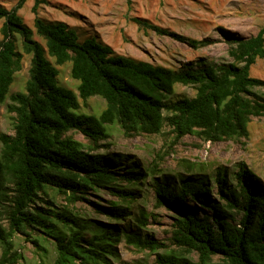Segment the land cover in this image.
<instances>
[{
  "label": "trees",
  "instance_id": "1",
  "mask_svg": "<svg viewBox=\"0 0 264 264\" xmlns=\"http://www.w3.org/2000/svg\"><path fill=\"white\" fill-rule=\"evenodd\" d=\"M23 1L0 5V104L23 54L30 55L24 90L9 95L13 132H0V262L21 258L11 251L21 235L43 254L50 244L51 264H108L122 238L155 253L154 264H264V184L244 162L176 180L153 178L155 205L173 212L169 244L144 232L143 209L137 216L130 209L138 199L135 186L149 172H161L160 161L183 137L200 143L245 138L252 117L264 116V94L256 90L264 79L249 74L257 58L264 59V25L248 37H226L229 61L173 68L117 54L95 37L80 39L65 22L37 14L43 0H34L30 28L18 14ZM135 20L191 49L211 43ZM67 61L76 92L57 82L55 64ZM176 84L193 85L195 92L173 99ZM91 96L103 99L101 111L75 113L79 100ZM112 126L126 137L164 134L167 127L169 150L155 152L144 167L136 154L109 151L104 141ZM178 162H187L188 170L198 164ZM99 190L113 197L92 207L111 221L106 225L77 206Z\"/></svg>",
  "mask_w": 264,
  "mask_h": 264
},
{
  "label": "rangeland",
  "instance_id": "2",
  "mask_svg": "<svg viewBox=\"0 0 264 264\" xmlns=\"http://www.w3.org/2000/svg\"><path fill=\"white\" fill-rule=\"evenodd\" d=\"M17 1L0 0V5L11 8ZM33 3L34 0H24L18 9L22 21L30 28H33ZM37 14L46 21H63L75 29L80 39L95 37L109 45L117 54L152 64L181 68L194 64L197 60L214 63L229 61L231 58L227 53L229 43L225 40L226 37L254 35L264 25V0H43L38 6ZM135 19L189 38H205L211 43L191 49L173 36L158 34L140 26ZM1 23L2 20L0 26ZM34 38L42 42L36 34ZM29 60L30 55L23 54L21 68L14 75L7 98L0 104V132H13V113L7 110L11 103L9 95L24 90ZM50 60L53 62V58L50 57ZM55 66L58 69V84L76 92L78 81L70 77V62ZM249 74L264 79V59L257 58L251 65ZM256 90L264 94V87H257ZM194 92L193 85L176 84L173 99L192 96ZM79 102V108L74 109L75 113L98 114L104 106V101L99 96H91L86 101ZM167 132L166 127L164 134L126 137L117 126H112L109 127L110 135L104 142L109 143V151L136 154L142 165L147 167L155 152L169 150L168 143H164L165 139L169 141L170 138ZM73 135L83 140L81 133L74 132ZM170 148V153L165 154L159 163L161 172H149L135 186L138 199L130 207L131 216H137L139 209L147 213L144 232L152 234L165 244H169L173 212L165 206L155 205L153 178L160 179L166 175L168 179L176 180L180 175L202 169L210 171L217 165L235 169L238 163L244 162L264 184V116L252 117L248 125V136L245 138L200 143L196 137L188 135ZM178 159L198 164L188 170L187 162H178ZM210 193L212 197L216 195L214 185L210 188ZM110 198L113 197L99 190L91 192L87 205L84 202L77 206L89 220L106 225L111 221L94 213L92 207L96 204L106 205ZM13 246L11 251L21 256L16 264H51L54 258L50 244H47V251L43 254L21 235L15 237ZM1 252L0 246V260ZM192 257L195 258V255ZM154 258L155 253L137 249L122 238L115 244V255L109 256L108 264H154Z\"/></svg>",
  "mask_w": 264,
  "mask_h": 264
}]
</instances>
